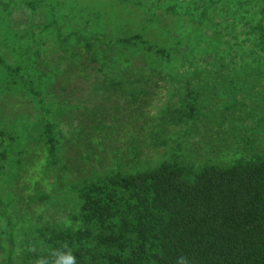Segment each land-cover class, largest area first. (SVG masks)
Masks as SVG:
<instances>
[{"label":"trees","instance_id":"16d2710c","mask_svg":"<svg viewBox=\"0 0 264 264\" xmlns=\"http://www.w3.org/2000/svg\"><path fill=\"white\" fill-rule=\"evenodd\" d=\"M68 252L264 264V0H0V264Z\"/></svg>","mask_w":264,"mask_h":264},{"label":"clouds","instance_id":"9594fccd","mask_svg":"<svg viewBox=\"0 0 264 264\" xmlns=\"http://www.w3.org/2000/svg\"><path fill=\"white\" fill-rule=\"evenodd\" d=\"M56 264H75V257L70 253H60Z\"/></svg>","mask_w":264,"mask_h":264},{"label":"rangeland","instance_id":"374dc122","mask_svg":"<svg viewBox=\"0 0 264 264\" xmlns=\"http://www.w3.org/2000/svg\"><path fill=\"white\" fill-rule=\"evenodd\" d=\"M100 1H104V0H100ZM113 6H114V4H113ZM113 6H111L112 8L109 7V9H110L111 11H112V10H113V11L116 10V8L113 7ZM114 18H115V15H112V16L110 17V19H112V20H113Z\"/></svg>","mask_w":264,"mask_h":264}]
</instances>
